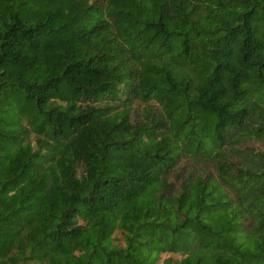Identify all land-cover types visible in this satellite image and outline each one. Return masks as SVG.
Returning a JSON list of instances; mask_svg holds the SVG:
<instances>
[{
	"label": "trees",
	"instance_id": "obj_1",
	"mask_svg": "<svg viewBox=\"0 0 264 264\" xmlns=\"http://www.w3.org/2000/svg\"><path fill=\"white\" fill-rule=\"evenodd\" d=\"M0 264H264V0H0Z\"/></svg>",
	"mask_w": 264,
	"mask_h": 264
},
{
	"label": "rangeland",
	"instance_id": "obj_2",
	"mask_svg": "<svg viewBox=\"0 0 264 264\" xmlns=\"http://www.w3.org/2000/svg\"><path fill=\"white\" fill-rule=\"evenodd\" d=\"M133 107L134 108L137 107V103L136 102L133 103Z\"/></svg>",
	"mask_w": 264,
	"mask_h": 264
}]
</instances>
